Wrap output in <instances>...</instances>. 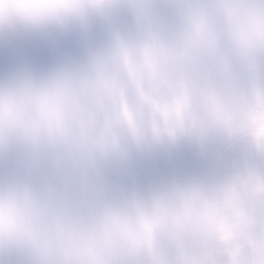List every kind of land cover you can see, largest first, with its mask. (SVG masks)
<instances>
[{"label": "clouds", "instance_id": "1", "mask_svg": "<svg viewBox=\"0 0 264 264\" xmlns=\"http://www.w3.org/2000/svg\"><path fill=\"white\" fill-rule=\"evenodd\" d=\"M0 264H264V0H0Z\"/></svg>", "mask_w": 264, "mask_h": 264}]
</instances>
